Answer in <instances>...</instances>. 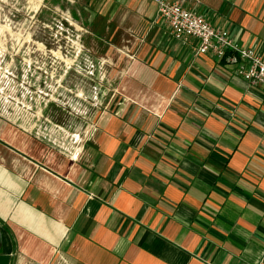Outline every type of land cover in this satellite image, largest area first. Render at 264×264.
I'll return each mask as SVG.
<instances>
[{
	"label": "crops",
	"instance_id": "0c3cea01",
	"mask_svg": "<svg viewBox=\"0 0 264 264\" xmlns=\"http://www.w3.org/2000/svg\"><path fill=\"white\" fill-rule=\"evenodd\" d=\"M177 1L264 61V0ZM85 3L131 26V58L78 153L0 120V264H264V85L151 0Z\"/></svg>",
	"mask_w": 264,
	"mask_h": 264
},
{
	"label": "rangeland",
	"instance_id": "374dc122",
	"mask_svg": "<svg viewBox=\"0 0 264 264\" xmlns=\"http://www.w3.org/2000/svg\"><path fill=\"white\" fill-rule=\"evenodd\" d=\"M85 1L0 0V120L65 155L111 110L132 51L131 26Z\"/></svg>",
	"mask_w": 264,
	"mask_h": 264
},
{
	"label": "built area",
	"instance_id": "2783aa9c",
	"mask_svg": "<svg viewBox=\"0 0 264 264\" xmlns=\"http://www.w3.org/2000/svg\"><path fill=\"white\" fill-rule=\"evenodd\" d=\"M151 2L177 44L190 45L196 55H211L218 61H224L252 86L264 85V61L254 51L234 44L226 30L214 27L202 15L187 10L177 0Z\"/></svg>",
	"mask_w": 264,
	"mask_h": 264
},
{
	"label": "trees",
	"instance_id": "16d2710c",
	"mask_svg": "<svg viewBox=\"0 0 264 264\" xmlns=\"http://www.w3.org/2000/svg\"><path fill=\"white\" fill-rule=\"evenodd\" d=\"M52 3H53L54 5H57V4H59V0H53ZM71 16H72V18H73L74 20L77 19V16H76V14H75L74 12H71ZM221 63H224V61H221Z\"/></svg>",
	"mask_w": 264,
	"mask_h": 264
}]
</instances>
